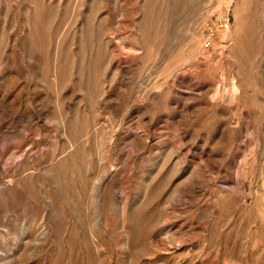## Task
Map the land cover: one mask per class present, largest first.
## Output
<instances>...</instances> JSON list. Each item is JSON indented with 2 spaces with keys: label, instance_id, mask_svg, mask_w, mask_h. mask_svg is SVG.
Segmentation results:
<instances>
[{
  "label": "rangeland",
  "instance_id": "374dc122",
  "mask_svg": "<svg viewBox=\"0 0 264 264\" xmlns=\"http://www.w3.org/2000/svg\"><path fill=\"white\" fill-rule=\"evenodd\" d=\"M0 264H264V0H0Z\"/></svg>",
  "mask_w": 264,
  "mask_h": 264
},
{
  "label": "built area",
  "instance_id": "2783aa9c",
  "mask_svg": "<svg viewBox=\"0 0 264 264\" xmlns=\"http://www.w3.org/2000/svg\"><path fill=\"white\" fill-rule=\"evenodd\" d=\"M229 28V19L226 16H213L212 21L206 22L203 27V45L208 48L211 46L213 38L218 29L227 30Z\"/></svg>",
  "mask_w": 264,
  "mask_h": 264
}]
</instances>
